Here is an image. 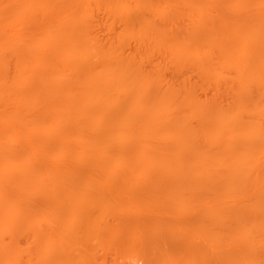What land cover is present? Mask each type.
Wrapping results in <instances>:
<instances>
[{
  "label": "rangeland",
  "instance_id": "1",
  "mask_svg": "<svg viewBox=\"0 0 264 264\" xmlns=\"http://www.w3.org/2000/svg\"><path fill=\"white\" fill-rule=\"evenodd\" d=\"M19 2L0 12V157L13 142L26 200L0 259L264 264V0Z\"/></svg>",
  "mask_w": 264,
  "mask_h": 264
},
{
  "label": "bare ground",
  "instance_id": "2",
  "mask_svg": "<svg viewBox=\"0 0 264 264\" xmlns=\"http://www.w3.org/2000/svg\"><path fill=\"white\" fill-rule=\"evenodd\" d=\"M7 5H10V0H8V2L6 3L5 5V0H3L1 3H0V12L5 8L4 6H7ZM29 9V5H28V0H20L19 4L15 7L14 11H15V14H18L24 10H28ZM237 29V28H236ZM238 30V29H237ZM241 30V29H239ZM66 33V32H65ZM67 34V33H66ZM61 36H64L63 34H61ZM69 37V38H68ZM67 37V41H71L74 39L75 36H71L70 34L68 35ZM68 45V44H65V46ZM73 52L71 53L70 52V59L72 58L73 56ZM69 55H67L68 57ZM69 59V60H70ZM71 63H66V66L67 67H70ZM73 67V66H72ZM74 71V69H73ZM72 71V72H73ZM136 86V78H132V79H128L126 80V85H122L121 88H123L124 90L125 89H134ZM74 92V90H73ZM133 93L135 94L134 95V98H136V89L133 90ZM79 100L80 101H86V97L85 95L83 94V96L80 94L79 95ZM136 101V100H134ZM55 109H56V112H57V115L60 114V108L56 105L55 106ZM8 115V114H7ZM8 117V116H7ZM10 117V116H9ZM8 117V118H9ZM6 119V117H5ZM11 119V118H10ZM9 119V120H10ZM134 121H136V117L133 118ZM93 121V119H92ZM13 131V130H12ZM14 133H16L15 131H13ZM10 133V132H9ZM12 133V132H11ZM4 136V135H3ZM5 138V137H4ZM7 140H9V137H6ZM12 140V139H11ZM10 141V140H9ZM13 143V142H12ZM12 143L9 144L8 147H6L5 149L2 150L3 154L1 155L0 157V252L4 251L5 250V247L4 245L2 244V240L3 238H8L10 236V231H11V228L14 227L16 225V221H15V218L16 216L18 215L19 213V210H18V206H17V203H19V201H23L25 202L24 200L26 199H21V200H17V198H14V197H10L8 195V187L10 185L11 182H8L5 178L8 176V172L10 171H14L16 170V168L19 166V163L17 165L14 164L12 158H11V146H12ZM29 155V154H28ZM10 157V159H9ZM30 156L26 157L25 159H27L28 161L30 160L29 159ZM22 158V157H21ZM135 158H136V155H135ZM134 159V157H133ZM135 160V159H134ZM18 161V160H17ZM21 161V160H19ZM53 167L52 168H49L48 171L50 170L51 172H54L57 174H63L61 170L57 169V165L56 164H52ZM51 165V166H52ZM56 165V166H54ZM59 167V166H58ZM55 169V170H54ZM115 171V170H114ZM34 172V171H33ZM44 172V171H43ZM23 173V172H22ZM45 174L47 173L44 172ZM113 173V172H112ZM41 174V173H40ZM38 176V175H37ZM59 182V181H58ZM12 187L14 189H17L18 187V183L16 184H13ZM23 197L26 198V193H24L22 195ZM22 203V202H21ZM31 221V223L33 224H38L40 222V217L39 216H33L31 219L29 218L27 220L28 221ZM30 223V224H31ZM27 224V223H26ZM22 225V224H21ZM25 227H27L25 224H24ZM23 226V227H24ZM9 260L12 261V263L10 264H13V259L12 258H8V259H5V260H1L0 259V264H8ZM8 261V262H7ZM7 262V263H6Z\"/></svg>",
  "mask_w": 264,
  "mask_h": 264
}]
</instances>
